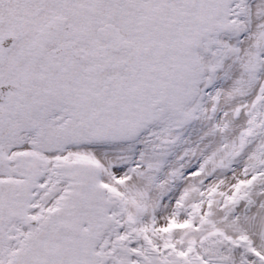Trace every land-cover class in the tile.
<instances>
[{
  "label": "snow or ice",
  "instance_id": "obj_1",
  "mask_svg": "<svg viewBox=\"0 0 264 264\" xmlns=\"http://www.w3.org/2000/svg\"><path fill=\"white\" fill-rule=\"evenodd\" d=\"M0 264H264V0H0Z\"/></svg>",
  "mask_w": 264,
  "mask_h": 264
}]
</instances>
